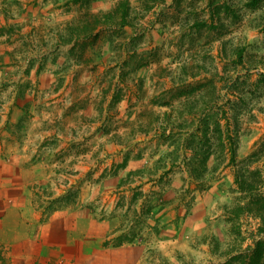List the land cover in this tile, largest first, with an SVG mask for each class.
<instances>
[{
	"label": "rangeland",
	"instance_id": "obj_1",
	"mask_svg": "<svg viewBox=\"0 0 264 264\" xmlns=\"http://www.w3.org/2000/svg\"><path fill=\"white\" fill-rule=\"evenodd\" d=\"M14 91L6 143L54 107L82 129L74 154L1 145L0 264H253L264 0H0Z\"/></svg>",
	"mask_w": 264,
	"mask_h": 264
},
{
	"label": "crops",
	"instance_id": "obj_2",
	"mask_svg": "<svg viewBox=\"0 0 264 264\" xmlns=\"http://www.w3.org/2000/svg\"><path fill=\"white\" fill-rule=\"evenodd\" d=\"M81 80V79H80ZM45 84L42 83V86ZM76 85V84H73ZM13 90L17 91L18 89L12 87ZM13 92V97L11 98V102H13L12 106H6L1 103L2 94H0V125L3 121V108H10L11 111V120L14 122L16 116L23 113L24 105H16L14 101L18 104L20 103V98ZM69 93V92H68ZM64 93L60 96H63ZM60 96H55L53 99L48 101L49 105L51 103H55L59 100ZM79 109V108H78ZM80 110V109H79ZM64 110L61 107H54L47 111L42 112L41 114H35L31 116L29 121L25 124V126H21L24 128V133H20L16 130L14 124L12 125V130L9 134L10 141L6 143L4 138L0 139V147L1 145H5L11 149L14 153L20 152L23 148L25 150L29 149L30 146L38 145L40 142L42 143L43 139H55L57 142L60 139L59 147L63 146V150L67 149L68 152L72 154L75 153V150L70 151V144L75 142V139L80 136V129H82L81 123L77 122L75 118L68 119L66 116H63ZM94 126L95 123H94ZM85 127V125H84ZM91 127V126H90ZM28 154V152H26ZM72 155L65 156V159H72Z\"/></svg>",
	"mask_w": 264,
	"mask_h": 264
},
{
	"label": "trees",
	"instance_id": "obj_3",
	"mask_svg": "<svg viewBox=\"0 0 264 264\" xmlns=\"http://www.w3.org/2000/svg\"><path fill=\"white\" fill-rule=\"evenodd\" d=\"M256 199L259 200V204L255 209H257V213L260 216L259 218L262 221V225L260 226V230L262 232H264V204L261 205L262 201L264 203V195L259 196ZM5 241L10 242V240L8 239V235L5 231H0V242H5ZM254 244L256 245L255 250H257L258 253H257V255L253 256L254 258H252V263L253 264H264V238H262L261 236L256 237ZM247 261H248V259H247ZM21 264H29V263L26 260L25 263H21Z\"/></svg>",
	"mask_w": 264,
	"mask_h": 264
}]
</instances>
